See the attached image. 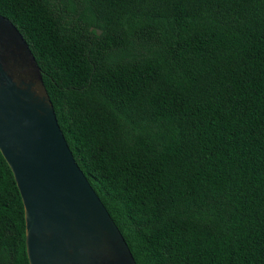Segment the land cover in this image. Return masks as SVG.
Returning <instances> with one entry per match:
<instances>
[{"label":"trees","instance_id":"trees-1","mask_svg":"<svg viewBox=\"0 0 264 264\" xmlns=\"http://www.w3.org/2000/svg\"><path fill=\"white\" fill-rule=\"evenodd\" d=\"M136 264H264V0H0ZM0 264H29L0 152Z\"/></svg>","mask_w":264,"mask_h":264},{"label":"water","instance_id":"water-1","mask_svg":"<svg viewBox=\"0 0 264 264\" xmlns=\"http://www.w3.org/2000/svg\"><path fill=\"white\" fill-rule=\"evenodd\" d=\"M0 152L23 203L29 264H136L74 159L28 43L2 14Z\"/></svg>","mask_w":264,"mask_h":264}]
</instances>
